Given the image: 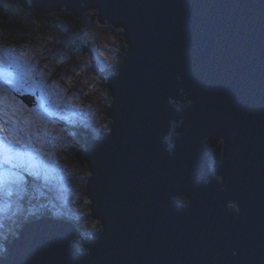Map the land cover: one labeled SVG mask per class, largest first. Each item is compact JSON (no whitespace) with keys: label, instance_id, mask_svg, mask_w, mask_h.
Listing matches in <instances>:
<instances>
[{"label":"water","instance_id":"obj_1","mask_svg":"<svg viewBox=\"0 0 264 264\" xmlns=\"http://www.w3.org/2000/svg\"><path fill=\"white\" fill-rule=\"evenodd\" d=\"M33 9L79 18L95 9L122 26L128 48L107 80L110 132L87 137L79 154L99 221L87 251L73 244L76 224L45 215L22 222L0 264H264V0H34ZM171 98L192 104L169 107ZM171 120L182 123L169 149ZM207 140L223 141L220 163Z\"/></svg>","mask_w":264,"mask_h":264},{"label":"rangeland","instance_id":"obj_2","mask_svg":"<svg viewBox=\"0 0 264 264\" xmlns=\"http://www.w3.org/2000/svg\"><path fill=\"white\" fill-rule=\"evenodd\" d=\"M27 1L28 8L19 0H0V147L9 144L0 148V244L6 243L11 231H18L24 216L29 222L49 215L46 211L54 215L75 212L81 223L88 216L91 229L87 235L99 230V221L91 217L84 192L90 172L74 159L79 158L77 147L84 146L85 131L97 137L110 129L105 110L109 104L106 82L115 74L123 54L122 28L99 18V11L86 12L79 25L58 14H73L66 9L37 17L33 3ZM16 41L22 43L13 51L7 44ZM13 66L22 71L20 76ZM105 69L111 73L102 74ZM23 95L34 97L37 103L28 106ZM181 95L187 99L184 92ZM170 101L169 107L186 109V102H190ZM171 121L166 138L172 145L169 149L181 135L180 122ZM218 143L223 151V141ZM12 148H26L25 154L18 158ZM30 177L43 190L31 187ZM45 199L47 207H36ZM33 205L35 209L27 215Z\"/></svg>","mask_w":264,"mask_h":264},{"label":"trees","instance_id":"obj_3","mask_svg":"<svg viewBox=\"0 0 264 264\" xmlns=\"http://www.w3.org/2000/svg\"><path fill=\"white\" fill-rule=\"evenodd\" d=\"M31 3H33L34 2V0H29ZM65 10V9H64ZM35 14L37 15V17H41V16H44V17H46V14H43V13H41V12H39L38 10L36 11L35 10ZM58 14H60L63 18H65L66 16L67 17H69V18H71L72 20H74V21H76V22H78L79 23V25L83 22V18H77L76 16H74L73 14H71V13H69V12H59ZM4 16H6V14H4ZM47 17H48V15H47ZM119 35H121V34H118V36ZM123 38H124V36H123ZM120 40L121 41H123L122 40V38H120ZM124 42H125V40H124ZM126 43V42H125ZM120 45L123 47V51L122 52H126V50H127V48H128V45H126V44H124V43H120ZM124 56H125V54H122V57H120V61H119V64L118 65H116V67H115V74L114 75H112V76H116L117 74H116V72L117 73H119V71H120V69H121V67H122V65H123V60H124ZM106 73V75H108V74H110L111 72H109L108 73V71H107V69H105L104 71H102V74H105ZM106 75H105V77H104V79H106L107 80V78H106ZM106 80H105V82H106ZM106 86H107V82H106ZM109 94H110V92H109ZM111 95V94H110ZM183 97V96H182ZM186 98V97H185ZM192 103L191 102H186V105H191ZM179 107H182V105H180ZM107 109H108V106H107V108L105 109L106 111H107ZM183 120H185V119H183ZM110 121V123H111V120H109ZM180 123H182V122H180ZM84 129V128H83ZM109 132H110V129L109 130H105L104 132H102L101 134H100V136L101 137H106L108 134H109ZM177 133H178V130H177ZM84 134L86 135V138L88 137V138H90V137H94L95 135H94V133H92V132H90V131H85L84 132ZM98 137V136H97ZM97 137H94V138H97ZM85 138V139H86ZM215 145V147H213L214 148V154H215V156H216V158H214V160L216 161V163H220L221 162V154H222V152L219 154L217 151H218V149H216V148H219L220 147V144L219 143H212V142H209L208 140L206 141V146H207V148L209 149V147L211 146V145ZM78 149V153H76V154H81L82 153V150H81V148L80 147H77ZM74 160H76V161H79L80 163H79V165L82 167V168H85V169H87L88 171H89V168H88V164H87V162H86V160H85V154H83L82 155V158H78V160H77V156L75 157V159ZM6 161H7V163H9L8 162V160L6 159ZM90 178V175L88 176V179ZM56 185H57V187H59L60 186V182L59 181H57L56 182ZM87 184H84V192L85 193H87ZM48 199H53V198H48ZM48 199L46 200H42V201H40V203L39 204H36V207L37 206H40V205H45L47 202H48ZM178 200H181L182 202L183 201H186L187 203H188V201H187V199L184 197V196H179L178 197ZM53 201H54V203L56 204L57 202H56V199H53ZM66 201H62V203H65ZM58 203H60V202H58ZM10 204L11 205H13V203L12 202H10ZM72 205H73V209H75L76 208V206H75V201L74 202H72ZM48 205L46 204V207H47ZM234 209L233 210H238L235 206L233 207ZM35 209V205H33V208L32 209H30V211L27 213V215H30L31 214V212L33 211ZM46 213L47 214H49V215H47V217H52V218H55V219H63V220H67V221H69V222H71V223H74V224H76L77 225V227H78V236L74 239V241H73V244L74 245H76V246H78V247H80L83 251H87V246H88V239L90 238V237H92L93 235H87V233L89 232V230L91 229V226H90V223H89V219H88V216H86V220L84 219L83 220V222L81 223V222H79L78 220H77V214L75 213V212H72V214L70 215H67V214H63V215H61V214H59V215H54V214H51V213H49V212H47L46 211ZM91 213V212H90ZM25 221V216H24V220L22 221V222H24ZM22 225V224H21ZM21 225L18 227V231H14V232H12L11 231V234L9 235V236H7V240H6V243H3L2 242V244H0V252L2 253V254H7L8 253V248H9V244L11 243V240H12V237L14 236L13 234H18L19 233V231H20V227H21ZM4 228H6L5 226H4ZM79 238V239H78ZM78 239V240H77Z\"/></svg>","mask_w":264,"mask_h":264},{"label":"bare ground","instance_id":"obj_4","mask_svg":"<svg viewBox=\"0 0 264 264\" xmlns=\"http://www.w3.org/2000/svg\"><path fill=\"white\" fill-rule=\"evenodd\" d=\"M106 19H108V18H106ZM108 20H109V19H108ZM117 27L120 28V27H122V26L117 25ZM12 30H13V29H12ZM18 43H22V42H17V41H16V43L9 44L10 49L13 50V51H16V50H17V47H18ZM19 45H20V44H19ZM3 46H4V49L7 48V45H6V44H4ZM4 55L6 56V54H4ZM16 55L19 56L20 54L16 53ZM4 58H5V57H4ZM24 58H25V57H24ZM1 59H2V58H1ZM6 59L9 60V59L7 58V56H6ZM22 59H23V58H22ZM7 60H6V61H7ZM9 62H10V61H9ZM13 63H14V62H13ZM10 65H11V64H10ZM10 65H9V66H10ZM0 66H1V65H0ZM6 66H7V65H6ZM9 66H8V67H9ZM42 66H43V65H42ZM13 67H14L15 74L20 76V74L22 73V71H21L20 69L16 68L15 66H13ZM122 68H123V65H122L120 71H122ZM23 70H24V69H23ZM2 71H3V70H2ZM5 71H6V70H5ZM12 72H13V71H12ZM0 75H1V74H0ZM3 76H4V75H3ZM3 76H2V77H3ZM13 78H14V77H13ZM16 78H17V77H16ZM0 79H1V78H0ZM7 79H8V78H7ZM39 89H40V87H39ZM46 96H47V95H46ZM181 97H182V96H181ZM48 102H49V101H48ZM52 102H54V101H52ZM49 104H50V103H49ZM54 104H55V103H54ZM51 106H52V105H51ZM53 106H54V105H53ZM56 107H57V106H56ZM62 108H63V107H62ZM62 108H60V109H62ZM49 109H50V108H49ZM51 109H52V108H51ZM51 111H52V110H51ZM26 136H27V135H26Z\"/></svg>","mask_w":264,"mask_h":264},{"label":"flooded vegetation","instance_id":"obj_5","mask_svg":"<svg viewBox=\"0 0 264 264\" xmlns=\"http://www.w3.org/2000/svg\"><path fill=\"white\" fill-rule=\"evenodd\" d=\"M8 46H9V44H7ZM37 103V102H36ZM87 131H89V130H87ZM91 132V131H90ZM81 137V136H80ZM91 138H93V137H91ZM81 143V142H80Z\"/></svg>","mask_w":264,"mask_h":264},{"label":"clouds","instance_id":"obj_6","mask_svg":"<svg viewBox=\"0 0 264 264\" xmlns=\"http://www.w3.org/2000/svg\"><path fill=\"white\" fill-rule=\"evenodd\" d=\"M95 137V136H94ZM55 219V218H54Z\"/></svg>","mask_w":264,"mask_h":264}]
</instances>
